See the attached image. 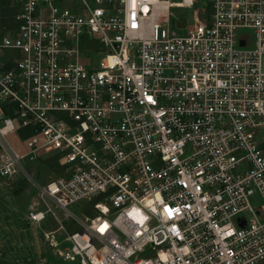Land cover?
Here are the masks:
<instances>
[{
	"label": "built area",
	"instance_id": "built-area-1",
	"mask_svg": "<svg viewBox=\"0 0 264 264\" xmlns=\"http://www.w3.org/2000/svg\"><path fill=\"white\" fill-rule=\"evenodd\" d=\"M203 4L0 8V177L58 157L40 196L89 214L68 264H264V0ZM171 8L196 23L172 29Z\"/></svg>",
	"mask_w": 264,
	"mask_h": 264
},
{
	"label": "rangeland",
	"instance_id": "rangeland-1",
	"mask_svg": "<svg viewBox=\"0 0 264 264\" xmlns=\"http://www.w3.org/2000/svg\"><path fill=\"white\" fill-rule=\"evenodd\" d=\"M206 1L198 0V6L204 7L205 12L209 10V5L203 4ZM11 4L10 0H0L5 14ZM171 11L169 26L176 31L184 33L196 23L193 9L171 8ZM85 46L100 49L97 42H88ZM87 56L98 62L97 55L85 51L83 60ZM26 167V174L9 179L0 177V264H68L60 258L58 249L68 244L64 237L80 228L82 219L89 214L83 216L77 204L68 209L56 208L40 196L44 183L62 172V169L58 171L56 162L47 163L46 158H42ZM259 204L260 201H254V205ZM47 209L42 220L31 219L30 212ZM47 233L52 235L47 237ZM53 237L57 244H52Z\"/></svg>",
	"mask_w": 264,
	"mask_h": 264
},
{
	"label": "trees",
	"instance_id": "trees-1",
	"mask_svg": "<svg viewBox=\"0 0 264 264\" xmlns=\"http://www.w3.org/2000/svg\"><path fill=\"white\" fill-rule=\"evenodd\" d=\"M21 134L22 135H26L24 131H21ZM46 158L47 160V163H52V162H56L57 163V166H58V171L61 170L63 167L62 165L59 164V161H58V157L56 155H53V156H47V157H43V160ZM42 159V158H40Z\"/></svg>",
	"mask_w": 264,
	"mask_h": 264
},
{
	"label": "snow or ice",
	"instance_id": "snow-or-ice-1",
	"mask_svg": "<svg viewBox=\"0 0 264 264\" xmlns=\"http://www.w3.org/2000/svg\"><path fill=\"white\" fill-rule=\"evenodd\" d=\"M165 207H166V210L169 211V214H171L170 210L167 209V206H165Z\"/></svg>",
	"mask_w": 264,
	"mask_h": 264
},
{
	"label": "crops",
	"instance_id": "crops-1",
	"mask_svg": "<svg viewBox=\"0 0 264 264\" xmlns=\"http://www.w3.org/2000/svg\"><path fill=\"white\" fill-rule=\"evenodd\" d=\"M10 2H13V0H10ZM91 44V43H90ZM94 48V47H93Z\"/></svg>",
	"mask_w": 264,
	"mask_h": 264
}]
</instances>
